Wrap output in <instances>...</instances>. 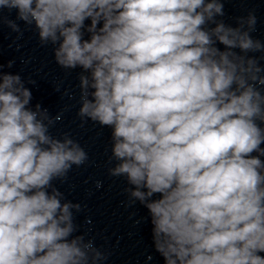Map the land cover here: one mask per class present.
<instances>
[{"label": "clouds", "instance_id": "obj_1", "mask_svg": "<svg viewBox=\"0 0 264 264\" xmlns=\"http://www.w3.org/2000/svg\"><path fill=\"white\" fill-rule=\"evenodd\" d=\"M224 15V0H0L17 39L19 21L81 69L77 116L112 129L108 173L148 210L164 264H264V41L254 11L235 27ZM4 67L0 264H103L110 253L77 234L81 204L54 183L88 153L51 134L61 115Z\"/></svg>", "mask_w": 264, "mask_h": 264}]
</instances>
